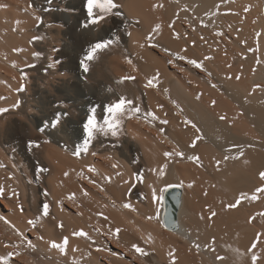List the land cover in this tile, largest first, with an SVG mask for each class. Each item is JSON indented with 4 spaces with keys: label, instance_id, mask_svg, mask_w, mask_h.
<instances>
[{
    "label": "bare ground",
    "instance_id": "6f19581e",
    "mask_svg": "<svg viewBox=\"0 0 264 264\" xmlns=\"http://www.w3.org/2000/svg\"><path fill=\"white\" fill-rule=\"evenodd\" d=\"M116 2L122 6L118 9L122 16L106 17L99 26L85 29L81 24L87 16L86 0L51 4L0 0V107L8 109L0 113V164L4 165L0 187L5 189L0 196V257L9 264H173V256L176 264H251V243L264 233V194L234 209L227 205L240 193L250 197L264 185L259 176L264 171V0ZM37 15L43 23L36 21ZM157 23L159 33L146 41ZM117 35L119 44L98 52L89 62L90 71L84 73L80 60L90 45ZM33 36L43 39L30 43ZM164 48L203 61L204 69L177 60ZM35 51L43 55L35 57ZM206 56L212 58L204 60ZM52 59L58 61L57 67L45 71ZM157 70L158 87H145ZM21 73L27 74L26 79ZM127 75L136 79L121 82ZM21 84L25 89L17 91ZM121 95L141 106V119L124 117L121 135L98 132L88 153L73 156L83 143L89 110L97 107V120L103 124L104 107ZM17 100L19 107H12ZM147 112L156 113L151 123L143 119ZM221 115L227 119L220 120ZM185 117L199 133L183 124ZM55 119L60 123L53 128ZM164 119L169 123L162 124ZM196 135L202 139L191 147ZM30 141L39 146L29 147ZM174 149L184 156H164ZM192 155H198L201 163L187 159ZM225 155L238 158L224 161ZM216 160L221 161L219 166ZM113 164L119 168H112ZM163 164H167L164 176L149 171ZM88 165L97 171L89 173ZM40 167L47 171L41 174ZM117 171L123 176L118 177ZM137 171L144 174L143 182L133 178ZM105 176H111L110 183ZM126 180L134 187L129 188ZM153 189L158 197L163 192L159 203L152 199ZM169 189L178 200L174 223L166 229L160 220ZM70 192L76 194L75 200L67 198ZM44 201L50 204V215L41 217L33 228L27 220L42 213ZM125 202L137 211L123 208ZM210 210L217 213L211 219ZM149 215L160 219H145ZM61 222L63 228L58 227ZM110 227L121 229L118 238L104 234ZM79 229L92 239L72 237ZM17 232L31 240L35 250L21 245L16 249L21 255H11L10 245L21 239ZM64 236L70 240L67 254L49 246L50 240ZM133 243L147 255L131 250ZM255 252L260 255L258 264H264V237Z\"/></svg>",
    "mask_w": 264,
    "mask_h": 264
},
{
    "label": "snow or ice",
    "instance_id": "6c2138e0",
    "mask_svg": "<svg viewBox=\"0 0 264 264\" xmlns=\"http://www.w3.org/2000/svg\"><path fill=\"white\" fill-rule=\"evenodd\" d=\"M49 4H51L52 0H48ZM159 7H162L163 5H158ZM122 6L120 4H118L116 2V0H86V20L84 22H82L81 26L85 29H87L90 25L92 26H99L100 23L102 21L105 20L106 17H110L112 15L115 16H122L123 13L121 11H119L118 9H120ZM99 9V12H96L94 10ZM51 9H44V11H50ZM245 11H247V9H245ZM35 19L38 23H43V18L39 15L35 16ZM52 24H49V27H52ZM161 29V25L159 23L155 24L154 27L152 28V30L149 32V34L145 37L146 41H153V36L156 33H159ZM128 35L130 36L131 33H128ZM178 38L180 37L179 33L175 34ZM216 35L218 36H222L223 33L221 32H217ZM259 35V34H257ZM203 39V37H201ZM43 39V37L41 36H33L31 38V40L29 41L30 43L33 41H37V40H41ZM120 42V36L117 35L115 37V39H111V38H103L98 40L97 42H94L90 45L87 54L84 56L83 59L80 60V67L83 69L84 73H88L90 71V65L89 62L93 61L96 59L97 57V53L101 52L103 50L108 49L112 44H119ZM193 44H195V42L193 41ZM141 47H143L144 45L141 44ZM152 47H159L158 43H152L151 44ZM14 51H22V49H14ZM53 51H56L55 49H53ZM163 51L171 56H174L177 60L180 61H186L189 65L194 66L197 69H204V63L201 60L198 59H190L185 55H181L179 53H173L170 51V49L168 48H164ZM186 51V49H185ZM249 51H252V49H249ZM33 56L35 57H41L43 55L42 52L40 51H35L32 53ZM212 57H204V60H208L211 59ZM127 62L129 64H132V60L130 57L126 58ZM174 61L173 60H169L168 63L172 64ZM58 65V61L55 59H52L50 63H48L47 68L45 69V71H49L53 68H56ZM34 65H30V67H32ZM61 76L65 75V73H60ZM208 75L210 76L211 73H208ZM27 74L26 73H21V79H26ZM159 77H160V73L157 70L155 72V74L149 78H147L146 80V84L145 87L147 88H157L158 84H159ZM136 77L132 76V75H127V76H123L121 77V82L123 81H128V80H135ZM237 79H239V77H237ZM212 87H216L215 84L211 85ZM25 89V85L21 84L19 86V88L17 89V91H23ZM109 91H111V89H109ZM165 92H167V89H164ZM20 101L17 100L12 107L17 108L20 105ZM212 105L214 106L216 104V101L213 100L211 101ZM172 104L180 109V111L182 112L183 109L181 108V106L178 104L177 101L172 100ZM159 107H163V105H159ZM104 112L107 113V115L103 116V124H99L98 120H97V107H92L89 111L90 114L87 116V120L86 122L83 124V143L76 147L75 150L72 152V155L75 157H80L82 153H88L89 152V148L90 145L92 144L93 140L95 139V134L96 133H102L103 135L107 136V135H111L112 137H118L119 135H121L122 132V121L124 117H128V118H136V119H141V106L136 104L134 102V100L132 99H128L125 96L121 95L117 100L113 101V102H109L107 103V105L104 107ZM8 109L4 108V107H0V113H5L7 112ZM151 118V119H149ZM157 118L156 113L155 112H147L144 116L143 119L145 121H147L148 123H151L152 120H155ZM220 120H226L227 117L224 115H221L219 117ZM60 123L59 119H55L51 122V127L55 128L58 124ZM169 121L167 119H164L162 121V124L166 125L168 124ZM183 124L185 126L190 125L193 129L196 130L197 133L200 132V129L198 128V126L191 121L190 119H188L187 117H185V120L183 121ZM45 128L48 127V125L44 126ZM41 131H44V128L40 129ZM166 132V129L164 127L160 128V133L164 134ZM165 139H167V137L165 136ZM202 139V135H196L195 138L193 139V141L191 142V147H195L196 146V142ZM170 142V141H169ZM36 146L38 147L39 145L35 142V141H30L29 142V147H33ZM236 147L237 150H239V146H233ZM93 156L96 155V153H92ZM180 156L183 157L184 153L182 151H177V150H172V151H167L164 153L165 157H172V156ZM240 156H243V152L240 151L239 152ZM236 159L238 157H229L227 155H225L223 157L224 161H227L228 159ZM109 159H111V157H109ZM187 159H189L190 161H194L197 164L201 163L200 157L198 155H192V156H188ZM138 162V161H137ZM216 165L219 166L221 164L220 160H216L215 161ZM3 164H0V167H3ZM112 168L116 169L119 168L118 164H113ZM167 168V164H163L161 165L158 169L157 168H150L149 171L150 172H158V174L160 176H164L165 175V169ZM47 171L46 168L40 167L39 168V172L42 174L43 172ZM87 171L89 173H94L97 170L95 169V167H93L92 165H88L87 166ZM69 175L68 172L64 173V176L67 177ZM81 176H83V171H81L80 173ZM116 175L118 177L123 176L122 172L117 171ZM259 176L261 178V180H264V171H261L259 173ZM85 179H88L90 183L92 184H96L97 181L92 179L91 177H84ZM133 178L137 181V182H143V178H144V174L137 171L136 173L133 174ZM104 179L106 181H108L109 183L111 182V176H105ZM124 183L129 184V188L134 187V185H132L130 183V181L126 180L124 181ZM189 187H191V185H189ZM100 190L104 191L103 186H100ZM5 194V189L3 187H0V196H3ZM258 194H264V185H261L260 187H257L255 189V191L251 194V196L249 197L248 194L246 193H240L238 198L235 200L234 203H229L227 205V207L229 209H234L236 207H238L242 201L246 200V199H252V200H258L260 197ZM44 195L47 196L49 195L47 189H44ZM85 195H87V193H85ZM13 196L16 197L18 196V193L13 192ZM76 194L74 192H70L67 195V198L69 200H75ZM163 198V192L161 191L160 196H157V190L153 189L152 190V199L154 201H156L157 203H159L160 200H162ZM62 203V202H61ZM20 211L23 212L24 208L23 205H19L18 206ZM123 208L125 209H131L132 211H137V209L133 206L132 203L130 202H125L123 204ZM211 215H210V219L216 216V212L215 211H211ZM50 215V204L47 201L42 202V213L40 215L37 216V218L35 219H28L27 220V224L30 225L33 228L37 227V224L40 221L41 217H49ZM82 215V213H81ZM98 215L103 216V213H98ZM261 215H264V213H261ZM105 219H107V217H105ZM145 219L152 221V220H159V216L156 215H149L146 216ZM250 219H255L254 217L250 218ZM161 226L164 228H168V222L166 220H160ZM58 227L63 228V223H59ZM97 232H100L101 229L100 228H96L95 229ZM121 232V229L119 227L116 228H109V230L107 232H105V235H109L112 236L113 238H118L119 233ZM17 235L21 237L19 243L17 244H12L10 245L14 251L12 253H10L11 255H15V256H20L21 252L16 250L19 249L21 247V245H23L24 247H26L27 249H31V250H35L36 245L33 244V242L31 240H26L23 237L22 233L17 232ZM72 237H84L86 239L91 240L92 238L90 237L89 233L87 231H85L84 229H79L76 231H73L71 233ZM264 237V233H258L256 238L253 240V242L251 243V246L249 248V252L252 253L251 255V264H258L259 260H260V255L257 254L255 252V249L260 245L261 243V238ZM39 239L43 240L44 237L40 236ZM215 242V239L213 238V243ZM69 237L68 236H64L62 237V239L60 240H50L49 241V246L52 249H56L59 250L61 253L67 254L68 251V247H69ZM194 247H199V244L194 243L193 245ZM105 249L97 247V251H104ZM131 250H133L135 253L143 256V255H147L145 249L143 247H141L140 245L133 243L131 245ZM218 259H222L219 258ZM0 264H9L8 260L5 257H0ZM173 264H176V260L175 257L173 256Z\"/></svg>",
    "mask_w": 264,
    "mask_h": 264
},
{
    "label": "water",
    "instance_id": "95a60500",
    "mask_svg": "<svg viewBox=\"0 0 264 264\" xmlns=\"http://www.w3.org/2000/svg\"><path fill=\"white\" fill-rule=\"evenodd\" d=\"M177 193L173 189H169L164 196V214L163 218L168 222V225L174 223L175 210L177 205Z\"/></svg>",
    "mask_w": 264,
    "mask_h": 264
}]
</instances>
